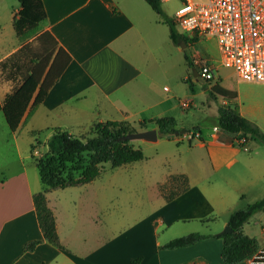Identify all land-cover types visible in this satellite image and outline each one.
Here are the masks:
<instances>
[{"label": "crops", "instance_id": "0c3cea01", "mask_svg": "<svg viewBox=\"0 0 264 264\" xmlns=\"http://www.w3.org/2000/svg\"><path fill=\"white\" fill-rule=\"evenodd\" d=\"M42 1L46 17L36 33L21 35L10 47H6V36L19 6L14 10L0 2V61L42 31L50 32L71 56L44 101L28 109L20 125L25 122L32 132L41 130L33 118L42 108L48 109L45 119L55 120L49 126L65 130L93 121H116L117 115L154 120L172 109L170 99H157L153 90L150 43L158 14L145 0ZM195 80L204 82L198 76ZM217 81L210 87L235 91L237 99V89ZM10 91L8 83H0V101ZM219 97L221 104H229ZM198 133L197 137L190 133L176 136L178 142L187 141L193 150L202 151L198 159L168 171L156 184L161 201L154 198L152 207L130 211L127 224L125 211L118 215L116 225H110L107 208L92 213V199L83 191L87 184L47 191V205L54 214L62 248L43 240L33 251L23 250L26 242L42 239L32 201L39 188L33 186L24 163L18 171L0 169V264H132L134 260H138L134 264H224L219 237L177 249L160 246L190 232L220 234L216 228L205 232L203 227L185 224L199 221L204 225L220 214H231L238 199L245 200L250 194L264 196V159L259 157L260 150L252 151L250 137L246 146L235 147L240 133L212 131L202 136L200 129ZM173 175H184L188 187L166 200L158 193V185ZM242 229L264 249V209L253 214ZM237 264H252V259Z\"/></svg>", "mask_w": 264, "mask_h": 264}, {"label": "rangeland", "instance_id": "374dc122", "mask_svg": "<svg viewBox=\"0 0 264 264\" xmlns=\"http://www.w3.org/2000/svg\"><path fill=\"white\" fill-rule=\"evenodd\" d=\"M1 1L6 8L12 5L15 10L19 6L17 0ZM180 5V0L162 1L163 16L174 20L175 12ZM161 20L162 16L156 15V24L150 43L151 58L154 61L152 69V71L154 70L152 72L153 90L157 99H170L172 109L161 117H174L179 131L185 130V133L172 134L170 137L158 136L155 141L130 140V145L142 150L144 159L115 168H112L109 163H105L99 176L87 183L83 191L86 192L88 198L92 199L90 211L93 213L95 210L107 208L110 225L117 224L116 219L123 211L128 214L125 220L127 224V220L131 216L130 211L152 207L154 198L161 201L157 196L156 184L163 180L168 171L178 170L181 163H188L192 158L198 159V153H202V151L193 150L187 141L178 142L176 140L177 135L196 132V128L200 129L202 136L212 131L222 132L221 130L215 131L213 128L217 124L216 109L222 103V98L219 96L216 98V95V99L209 96L210 85L216 80L219 79L217 82L223 86L231 84L234 89H237V99L234 101L227 99L229 105L238 108L244 117L264 132V83L241 80L232 68L222 65L214 38H201L186 44L185 47L174 44L169 38L167 25ZM175 27L179 31L176 24ZM6 42V47H10L11 44L15 46L19 42L13 27L9 35L6 36ZM183 50L190 57L191 62L193 55H195L214 66L215 77L218 76V78L204 82L196 81L191 71L193 64L187 65ZM18 82V79L0 81V83H8L11 90ZM183 101L187 103L186 106H182ZM47 110V108L39 109L33 118L41 130L32 132L28 124L24 122L19 126L16 133L10 131L0 112V169L5 172L18 171L24 163L33 186L39 188V191L43 185L35 167V158L45 156L47 152L46 141L55 129H60L49 126L54 124L55 120L43 117ZM115 118L116 121L127 122L134 132L156 128L149 123L148 127L144 129L140 125L143 120L137 119V116L121 117V115H117ZM97 122L100 121H93L90 124L80 126L71 125L66 131L85 139L95 135L94 125ZM234 145L240 149L238 144L235 143ZM249 146L253 152L260 150L259 157L264 159V141L251 137ZM162 184L165 186L160 187ZM162 184L158 185V193L163 196L173 195L182 187L180 180L165 181ZM262 196L247 195L245 200L238 199L235 201L233 208H242L247 202H254ZM195 205L197 204L195 203ZM229 215L228 212L220 214L213 221H206L204 225L199 224V221H191L185 225L186 227L194 225L203 227L205 232H209L213 228L222 231L225 227L222 223L229 219Z\"/></svg>", "mask_w": 264, "mask_h": 264}, {"label": "trees", "instance_id": "16d2710c", "mask_svg": "<svg viewBox=\"0 0 264 264\" xmlns=\"http://www.w3.org/2000/svg\"><path fill=\"white\" fill-rule=\"evenodd\" d=\"M17 1L19 8L12 19V27L16 36L35 34L39 24L46 17L43 1ZM145 1L156 14L162 16V22L167 25L169 38L174 44L180 42L189 44L198 40L177 31L173 20L163 16L159 0ZM183 52L187 65L191 66L190 57L184 50ZM70 61L71 56L58 45L52 34L42 31L0 62V81L15 79L19 81L0 101V112L10 131L15 132L18 129L28 109H33L44 101ZM215 95L228 100L236 98L235 91H228L218 85L212 86L209 91L210 97L215 98ZM149 123L156 127L159 136L162 137H170L179 131L176 119L171 116L143 120L140 125L146 129ZM216 126L226 135L240 133L264 141V132L229 104L217 106ZM94 130V136L83 139L66 130L55 129L46 141L45 156L35 158V167L43 186L40 191L33 194L32 201L42 239L26 242L23 245L25 252L33 251L43 240L62 248L56 231L54 214L47 205L45 195L47 191L87 184L99 176L105 163L115 168L144 159L140 148H135L129 144V141L121 139V136L134 132L127 122L113 120L97 122ZM195 130L199 132L198 128ZM176 180L181 181L182 187L173 195H162L166 200H171L187 189V178L184 175L170 176L166 182ZM164 184L160 187L165 186ZM263 209L264 196L232 211L227 221L230 232L217 235L190 232L167 241L160 248L187 247L202 239L215 236L222 239L221 260L224 264L244 262L256 256L260 249L256 238L243 232V225L253 214ZM137 262L138 260H134L132 264Z\"/></svg>", "mask_w": 264, "mask_h": 264}, {"label": "built area", "instance_id": "2783aa9c", "mask_svg": "<svg viewBox=\"0 0 264 264\" xmlns=\"http://www.w3.org/2000/svg\"><path fill=\"white\" fill-rule=\"evenodd\" d=\"M180 1L173 20L180 34L198 40L214 38L222 65L232 68L241 80L264 83V0ZM192 64L201 79H214L215 67L206 60L193 55ZM190 134L199 135L198 131ZM246 140L240 134L237 144L244 147ZM251 259L252 264H264V249Z\"/></svg>", "mask_w": 264, "mask_h": 264}, {"label": "water", "instance_id": "95a60500", "mask_svg": "<svg viewBox=\"0 0 264 264\" xmlns=\"http://www.w3.org/2000/svg\"><path fill=\"white\" fill-rule=\"evenodd\" d=\"M179 45H181L182 47H185L186 44L184 42H180ZM191 71H192L194 77L198 76L195 68H192ZM179 133L183 134V133H185V130H180V131L176 132V134H179ZM157 137H158L157 129L151 128V129H146V130H142V131H135V132L127 133V134L121 136V139L125 140V141H130V140H135V139L155 141L157 139ZM230 231H231V229L226 225L224 227V229L221 231V233L224 234V233H227Z\"/></svg>", "mask_w": 264, "mask_h": 264}]
</instances>
